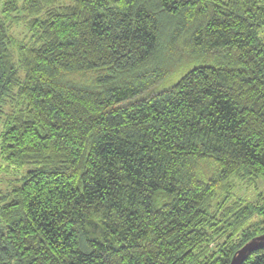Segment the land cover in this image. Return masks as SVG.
Here are the masks:
<instances>
[{
	"label": "trees",
	"instance_id": "obj_1",
	"mask_svg": "<svg viewBox=\"0 0 264 264\" xmlns=\"http://www.w3.org/2000/svg\"><path fill=\"white\" fill-rule=\"evenodd\" d=\"M71 1L0 0L2 155L26 167L0 194V264H229L264 233V188L237 241L209 205L264 183V0Z\"/></svg>",
	"mask_w": 264,
	"mask_h": 264
},
{
	"label": "rangeland",
	"instance_id": "obj_2",
	"mask_svg": "<svg viewBox=\"0 0 264 264\" xmlns=\"http://www.w3.org/2000/svg\"><path fill=\"white\" fill-rule=\"evenodd\" d=\"M60 4H71V0H58ZM27 17L23 13L11 14L7 19L9 29V35L16 41L25 44H31L33 42V35L28 29ZM180 45V43H178ZM178 44L177 47L179 46ZM16 60V54H14ZM179 68H172V71H176ZM182 68H179L181 70ZM169 75L166 79L160 81L156 86L151 89V92H156L168 84L176 80L180 71ZM171 71V72H172ZM180 72V73H179ZM21 106L17 105L15 100L10 99L6 106V112L17 113ZM4 117V116H3ZM3 121L0 119V134L3 129ZM26 170V167L17 168L5 161L2 155V146L0 141V194H6L10 192L14 187L18 186L21 182V176ZM229 187L224 188L228 191L224 194H216L210 201L209 205L211 207V212L218 219V237L215 242H223L227 240V236H230V240L237 241L241 238V233L251 222H243L239 225L234 224L230 226L235 219V213L237 210L242 208L248 203L255 204L257 202V194L264 188V183L258 179H241L239 177L233 176L228 181ZM212 244L210 245V247Z\"/></svg>",
	"mask_w": 264,
	"mask_h": 264
},
{
	"label": "water",
	"instance_id": "obj_3",
	"mask_svg": "<svg viewBox=\"0 0 264 264\" xmlns=\"http://www.w3.org/2000/svg\"><path fill=\"white\" fill-rule=\"evenodd\" d=\"M264 247V233L256 235L237 249L231 257L229 264H241L253 251Z\"/></svg>",
	"mask_w": 264,
	"mask_h": 264
}]
</instances>
